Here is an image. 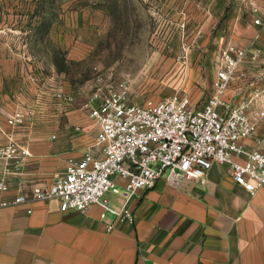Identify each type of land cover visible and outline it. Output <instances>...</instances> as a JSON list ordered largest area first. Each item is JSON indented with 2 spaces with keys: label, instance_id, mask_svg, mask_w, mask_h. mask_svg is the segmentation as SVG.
I'll list each match as a JSON object with an SVG mask.
<instances>
[{
  "label": "crops",
  "instance_id": "1",
  "mask_svg": "<svg viewBox=\"0 0 264 264\" xmlns=\"http://www.w3.org/2000/svg\"><path fill=\"white\" fill-rule=\"evenodd\" d=\"M253 1L252 12L264 20V0ZM26 6L27 0H0V145L9 140L25 145L23 180L49 186L69 160H79L94 144L96 129L85 108L89 98L69 90L52 65L27 52V41H21ZM253 21L234 44L256 48L260 55L255 63L243 64L244 77L230 85L232 103L254 90L264 97V29ZM59 93L74 95L73 102L58 99ZM252 110L264 148V118L257 107ZM16 111L32 116L23 126L10 127L7 120ZM123 197L107 195L115 207ZM128 207L134 225L116 223L107 214L114 224L110 232L98 205L83 213H61L56 200L2 208L0 264H264V190L249 195L224 166L214 165L203 184L160 180Z\"/></svg>",
  "mask_w": 264,
  "mask_h": 264
},
{
  "label": "built area",
  "instance_id": "2",
  "mask_svg": "<svg viewBox=\"0 0 264 264\" xmlns=\"http://www.w3.org/2000/svg\"><path fill=\"white\" fill-rule=\"evenodd\" d=\"M253 24L264 29L262 19H254ZM259 55L256 48L225 45L211 93L201 102L174 95L138 104L126 81L94 93L85 104L96 129L94 144L79 160H69L49 186L23 180L29 157L25 145L13 140L0 145V209L56 200L61 213H83L98 205L100 219L110 232L114 224L107 214L116 223L133 226L131 199L154 189L160 180L179 186L192 181L203 184L214 165L226 167L232 182L249 195L264 190L263 140L256 136L251 115L257 107L260 119L264 118V97L254 90L237 103L227 98L230 85L244 77L243 64L255 63ZM57 98L71 103L74 95L59 93ZM31 116V111H16L7 125L21 127ZM11 190L14 195L6 197ZM121 193L125 197L115 207L107 195Z\"/></svg>",
  "mask_w": 264,
  "mask_h": 264
},
{
  "label": "rangeland",
  "instance_id": "3",
  "mask_svg": "<svg viewBox=\"0 0 264 264\" xmlns=\"http://www.w3.org/2000/svg\"><path fill=\"white\" fill-rule=\"evenodd\" d=\"M253 0H27L28 53L79 97L126 81L134 102L211 93L220 50L243 37ZM75 49L74 59L69 56Z\"/></svg>",
  "mask_w": 264,
  "mask_h": 264
}]
</instances>
